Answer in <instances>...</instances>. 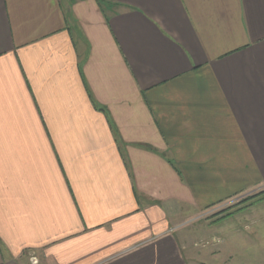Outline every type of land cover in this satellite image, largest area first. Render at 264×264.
<instances>
[{
  "label": "crops",
  "instance_id": "obj_1",
  "mask_svg": "<svg viewBox=\"0 0 264 264\" xmlns=\"http://www.w3.org/2000/svg\"><path fill=\"white\" fill-rule=\"evenodd\" d=\"M102 1L0 0V264H198L187 222L264 217V0Z\"/></svg>",
  "mask_w": 264,
  "mask_h": 264
},
{
  "label": "rangeland",
  "instance_id": "obj_2",
  "mask_svg": "<svg viewBox=\"0 0 264 264\" xmlns=\"http://www.w3.org/2000/svg\"><path fill=\"white\" fill-rule=\"evenodd\" d=\"M199 220L187 222L182 226L179 230L181 235L191 233L193 240H199L205 235L213 234L216 237L225 238L226 242L220 246L223 248L222 253L214 256L211 254L217 253L215 246L219 243L216 237H207L208 241L206 240L203 244L199 241L194 243L198 245L192 250L194 254L212 250L205 256L194 255L195 262L198 264L201 262L205 264H264V217H214V220L212 218L209 222ZM247 221L249 224H246ZM227 225L230 226L222 230L221 227ZM245 226L249 227L245 228ZM200 229H204L203 233ZM239 230L242 233L237 235L235 232Z\"/></svg>",
  "mask_w": 264,
  "mask_h": 264
},
{
  "label": "trees",
  "instance_id": "obj_3",
  "mask_svg": "<svg viewBox=\"0 0 264 264\" xmlns=\"http://www.w3.org/2000/svg\"><path fill=\"white\" fill-rule=\"evenodd\" d=\"M97 2H98V5H99V7H100V9H102L103 10V8L106 6L105 4H103V1L102 0H96ZM93 102V101H92ZM94 105H95V103H94ZM96 106V108L99 110V111H103L104 112V110L102 109V108H100V107H98L97 105H95ZM147 148H149V147H147ZM258 194H264V192H260V193H258ZM257 195V194H256ZM251 197H248V198H246V199H244V200H242V201H240V202H238V204H241L242 202H244V201H246V200H248V199H250ZM237 204V205H238ZM234 207H235V205H234ZM231 208H233V207H229V208H226V209H224V210H222V211H219V212H217L214 216H216V215H221V214H228V212L231 210ZM209 218H214V217H209ZM221 218H224V217H221Z\"/></svg>",
  "mask_w": 264,
  "mask_h": 264
},
{
  "label": "built area",
  "instance_id": "obj_4",
  "mask_svg": "<svg viewBox=\"0 0 264 264\" xmlns=\"http://www.w3.org/2000/svg\"><path fill=\"white\" fill-rule=\"evenodd\" d=\"M260 192H264V183L262 184V186L259 188V189H257V190H255L252 194H255V193H260ZM251 196V194H248V195H243V196H241V197H238L237 199H235V200H233V201H230L229 203H227L226 205H224V206H220L218 209H220V208H222V207H226V206H228L229 204H234V203H237V202H240V201H242V200H244V199H246V198H248V197H250ZM215 210H213V211H209V212H207L206 214L207 215H211V213H213ZM205 214V215H206ZM201 218H206V217H201ZM32 262L33 263H36V261L33 259L32 260Z\"/></svg>",
  "mask_w": 264,
  "mask_h": 264
}]
</instances>
